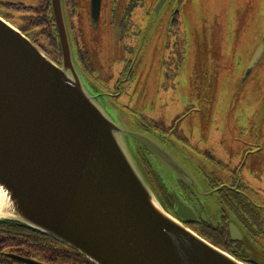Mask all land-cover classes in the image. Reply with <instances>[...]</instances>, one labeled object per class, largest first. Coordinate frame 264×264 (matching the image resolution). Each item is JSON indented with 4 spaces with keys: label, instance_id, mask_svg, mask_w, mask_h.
I'll return each instance as SVG.
<instances>
[{
    "label": "water",
    "instance_id": "95a60500",
    "mask_svg": "<svg viewBox=\"0 0 264 264\" xmlns=\"http://www.w3.org/2000/svg\"><path fill=\"white\" fill-rule=\"evenodd\" d=\"M174 1L155 0L147 10L138 48L155 34L162 43ZM90 8L86 21L95 32L101 0H91ZM50 10L59 64L0 17V221L42 233L92 264H244L161 204L136 147L152 155L166 186L171 173L190 181L187 171L121 107L113 104L111 115L106 111L98 100L106 93L92 90L75 58L63 0H50ZM183 14L187 19L191 12ZM263 58L264 36L240 85ZM171 195L182 217L189 209Z\"/></svg>",
    "mask_w": 264,
    "mask_h": 264
},
{
    "label": "rangeland",
    "instance_id": "374dc122",
    "mask_svg": "<svg viewBox=\"0 0 264 264\" xmlns=\"http://www.w3.org/2000/svg\"><path fill=\"white\" fill-rule=\"evenodd\" d=\"M110 4L109 0H102L104 14L95 32L86 21L87 14L73 21L77 33L71 32L68 23L70 39L87 66V72L81 67L94 87L92 90L113 94L125 71L122 56L129 64L130 79L121 86L120 96L98 97L109 114L113 104L118 105L126 115L141 119L147 126L146 131L141 130L149 134L171 131L174 127L170 145L181 160L191 165V170L200 169L205 163L210 168L213 163L234 157L241 142L251 139L252 128L259 131L260 125L264 127V58L247 80L239 84L253 48L264 36V0L187 1L184 7L191 14L181 20L187 39L186 58L173 82L161 80L163 47L157 34L141 48L136 43L129 51L120 49L119 45L125 43H119L120 34L104 20L109 17L106 10ZM32 22L8 23L22 33L27 32L30 40L33 38L47 48L46 53L52 57L54 53L46 44L43 30L34 28ZM132 23L138 25L135 20ZM177 30L171 32L170 40L179 43V38H174L179 35ZM106 98L112 103L106 104ZM190 107L195 112L189 113ZM182 115L183 120L179 118ZM260 197L264 195H252L253 200L262 199L259 203L264 205V198ZM33 260L59 264L47 255H34Z\"/></svg>",
    "mask_w": 264,
    "mask_h": 264
},
{
    "label": "flooded vegetation",
    "instance_id": "af4514ba",
    "mask_svg": "<svg viewBox=\"0 0 264 264\" xmlns=\"http://www.w3.org/2000/svg\"><path fill=\"white\" fill-rule=\"evenodd\" d=\"M30 1L0 0V17L8 22L13 20L21 23L26 21L47 22L48 25L45 24L42 27L43 33L46 35V32L52 30L49 22L53 24L50 0H33V5L29 4ZM109 1L111 4L106 10L109 17L105 16L104 20H107L109 28L119 22L117 23L120 29L119 43L121 41L125 43L124 46L119 45L120 49L129 51L133 47L132 44L135 45L146 20L147 10L155 0ZM187 1L190 3L192 0H175L169 12L162 40L163 59L160 62L164 70L161 79L163 82L175 81L181 68L184 67L187 39L181 29V20L185 16L183 11L187 10L184 7ZM90 2L91 0H63L65 15L73 34L78 32L75 31L73 25V21L77 17L87 14V19L91 21ZM103 14V12H99V20ZM133 20L137 21L138 25L132 23ZM47 28L48 30L45 31ZM176 29H178L179 35H174V38H179V43L175 41L176 39L170 40L171 32H175ZM32 41L46 52L47 48L43 49L33 38ZM74 54L78 63L85 67L84 70L87 72V66L83 64L75 47ZM51 58L55 63H60V56L55 53ZM121 60L125 63L124 75L114 86V93L105 94L108 98L120 96L121 86L124 81L130 79V72H127L129 64H126V59L123 56ZM125 95L128 94L125 93ZM192 112H195L194 108L190 107L189 113ZM179 118L184 119L183 115ZM136 120L138 127L146 131L147 126L144 122L139 118ZM261 126L258 127L259 131L257 128H252L251 139L248 142H241V148L238 149V153L234 157L213 163L210 168L205 163L200 166V169H195L196 171L191 170V165L185 159L181 160L176 155V151L172 149L170 137L174 135V127L171 131L161 132L158 130L155 132L160 144L180 161L191 179L184 182L171 173L170 178H167L170 185L166 186L156 176L158 184H156L155 190L163 206L186 228L244 264H264V205L259 203L262 199H252L254 194L264 195L262 193L264 191V127ZM137 153L141 162L143 160L152 162L154 159L144 148L137 150ZM151 172L154 174L153 170ZM171 192H174L189 209V211L182 210V217L176 214V205ZM28 233L19 231L12 224H0V264H25L17 260V257L33 260L34 256L28 254V251L22 250L23 246H27L26 244L17 247V237H24L26 240L25 237ZM24 240L22 241L25 242ZM42 243L47 244L46 241Z\"/></svg>",
    "mask_w": 264,
    "mask_h": 264
},
{
    "label": "trees",
    "instance_id": "16d2710c",
    "mask_svg": "<svg viewBox=\"0 0 264 264\" xmlns=\"http://www.w3.org/2000/svg\"><path fill=\"white\" fill-rule=\"evenodd\" d=\"M49 23L52 27V30L46 32V35L48 34L47 36L45 35V37H46L45 39L47 41L46 44H47L49 50H51V52H53L57 56H59V49H58V44H57V40H56L55 30L53 28L52 22H49ZM67 23H69V22H67ZM117 23H119V22H117ZM117 23L114 25V27H115L117 35H118V33L120 34V29H119V24H117ZM31 24L34 28H41V29L45 24L48 25V23L44 22V21L43 22L42 21H33ZM47 30H48V28L45 31H47ZM24 34L28 35L27 32H25ZM44 53L47 54L46 52H44ZM135 122H136L137 128L140 129L138 127V123H137L136 119H135ZM137 150H143V148H140L139 146H137L136 147V154H137L138 160L140 162V165L143 168V170H144L150 184L152 185L153 189L155 190L156 184H158V182L156 180V178H157L156 176H158L161 179V181L163 182V184L166 185L164 183V180H163L161 174H159L160 172H158L159 171L158 166L153 163L154 159L152 162H147L144 160L141 162L139 159V155L137 153ZM151 170H153L154 174L151 172ZM168 182H169V180H168ZM169 185H170V183H169ZM155 192H156V190H155ZM156 194H157V192H156ZM157 196H158V194H157ZM158 198H159V196H158ZM159 200H160V198H159ZM160 202H161V200H160ZM161 204H162V202H161ZM0 224H12L19 231L29 232L28 235L25 237L26 240H24V237H19V236L17 237V241H18L17 247H21L22 244H26L27 246H25V247L23 246L22 250L28 251V254H30L32 256L42 255V254L44 256L47 255V256L52 257L53 260L59 261V264H92L89 261H87L84 257L80 256L79 254L75 253L71 249L67 248L66 246L62 245L61 243L53 240L52 238H50V237H48L42 233H39V232L32 230V229H29L23 225L15 223V222L0 221ZM41 237H44L45 239L44 238L42 239ZM22 240H24L25 242H23ZM43 241H46L47 244L44 245L42 243ZM45 246H46V248H45Z\"/></svg>",
    "mask_w": 264,
    "mask_h": 264
}]
</instances>
